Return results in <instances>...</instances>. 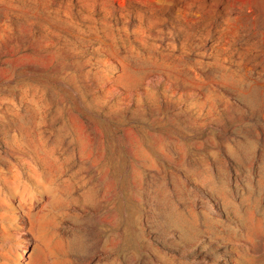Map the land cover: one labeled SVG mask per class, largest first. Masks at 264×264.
<instances>
[{"label":"rangeland","instance_id":"rangeland-1","mask_svg":"<svg viewBox=\"0 0 264 264\" xmlns=\"http://www.w3.org/2000/svg\"><path fill=\"white\" fill-rule=\"evenodd\" d=\"M0 264H264V0H0Z\"/></svg>","mask_w":264,"mask_h":264}]
</instances>
